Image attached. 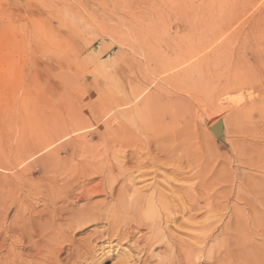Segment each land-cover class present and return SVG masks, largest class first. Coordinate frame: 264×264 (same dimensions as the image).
Instances as JSON below:
<instances>
[{
    "label": "rangeland",
    "instance_id": "obj_1",
    "mask_svg": "<svg viewBox=\"0 0 264 264\" xmlns=\"http://www.w3.org/2000/svg\"><path fill=\"white\" fill-rule=\"evenodd\" d=\"M155 8L157 12L153 10ZM183 24L187 25V30H184ZM262 24L264 0H0V201L6 194V197L14 196L17 192L25 194L26 187L42 177L37 172L38 167L42 166L39 164H43L42 158L54 151L57 156L48 157L49 160H46L51 170L46 176L54 178L56 172L62 177V162L69 159L68 155L78 144L80 139L76 138L87 135L86 141L92 140L91 144H96L95 151L102 155L115 150L109 135L107 137L106 134L100 139L95 134L90 138L89 133L103 130L107 124L114 125L115 119L125 124L120 133L122 136L127 134L128 130L137 132L140 129L139 126L132 127L124 114L125 107L127 108L124 104L128 98V70L130 65H133L136 76L134 87L137 92L142 93L140 97L153 95L155 99L148 98L147 102L150 103V109L152 103L154 110L151 111L155 119L159 118L151 123L150 135H141L144 149L149 148L146 137L153 135L151 138H159L162 135H170L171 131L179 133L180 139L177 143L185 141L187 150L178 153V175L175 178L182 184L193 187L191 194L194 198L204 197L198 202L203 210L194 211L195 224L190 228L195 251L194 264H222L219 261L235 246L233 244L236 240L241 238L246 239V244L259 243L260 238L256 237L255 232L260 229L253 228L247 202L236 198V188H233L227 201L224 200V187L218 176L227 168L230 176L236 180L233 181L234 185L242 183L245 177L264 176V172H257L245 164L238 163L235 153L236 146L243 139L249 147L260 146L264 150V96L261 100L263 110L260 108V111H255L250 107V103L258 98L257 92L243 88L225 93L221 89L233 73H243L250 66L251 57L240 53L244 52L240 48L243 44L250 45L249 41L253 42L254 37L248 33L250 26L256 28L257 32L254 31L253 35L257 39L263 34ZM202 27L206 29L203 30ZM206 30L209 32L205 35ZM186 35L191 37L187 38L190 42L185 43L183 40L187 39H181L185 44L181 46L178 40L187 37ZM154 38L157 40L153 42ZM215 39L216 43H213ZM139 42L148 45L149 50H140ZM167 42L176 48H182H179V52H182V56L184 54V62L180 60H183V57L177 61L176 56L180 53L157 54L155 49L164 48L163 45ZM187 43L189 45H186ZM191 43L197 44L199 52L195 46L188 48ZM222 44L223 47L220 48H227L221 49V52L217 46ZM203 45L207 48H203ZM183 46L188 48L184 49L188 50L190 55H185L188 51L183 50ZM134 48L135 52L132 51ZM201 49L205 50L201 52ZM211 50L212 52H209ZM145 52H150V57ZM206 55L208 58L204 59ZM146 56L153 60H146ZM194 58H200L198 62L204 60V65L197 63V70L201 65V72H197L193 64L188 73L178 76L181 82L184 81L183 84L177 81L175 76L169 77L168 82H163L166 76L195 63ZM175 63H179L178 69ZM163 65L167 68H163ZM150 66L156 69L154 71L159 77L148 73L147 67ZM162 70L163 73L160 72ZM141 72L146 73L141 76ZM225 78L226 80H223ZM176 81V88L181 84L182 87L185 86L182 88L186 89L185 92L189 90L188 94L182 93V89L178 92L179 88L175 91V88H172L174 85L171 87L170 83ZM221 82L222 87L219 85ZM218 86L219 88H216ZM150 91H153V94ZM169 91H172V94ZM172 97L184 99L183 103L186 100L187 105L183 110L167 105V101ZM116 100L120 103L119 107L116 106ZM169 107L175 112H171ZM155 111L157 112L154 113ZM92 117L98 119L94 131L93 128H87L62 138V124L73 123L76 118L83 122L91 120ZM220 119L224 123V137L222 140H216L214 137L212 141L209 137V126ZM151 130L155 133L151 134L154 132ZM51 135L56 137L51 146L26 159L14 169L9 168L16 161L19 152L29 153L30 148L40 138H49ZM123 149L124 146L121 150ZM150 149L153 151L154 146ZM165 162L164 160L162 163ZM167 165L165 163L162 168L160 166V174H169L167 169L170 166ZM27 166H31L32 174L28 175L25 183L24 179L18 177V173ZM159 178L162 179L163 176L159 175ZM98 180L99 178L95 179ZM201 182L207 183L205 196L200 190ZM240 191L246 194L245 191ZM237 211L241 212V216L237 217ZM12 212H6L5 220L0 221V234L12 219ZM182 219L184 218L180 216L175 223L167 224L179 240L185 238L184 230L178 227ZM89 230L90 228L82 229L76 238ZM145 233L142 230V236L145 237ZM122 250L129 248L126 245ZM163 252L164 248L158 247L153 253L156 256L163 255ZM117 256L112 254L106 257L102 264H114ZM155 259L153 260L156 261ZM223 264L236 263L234 258L226 257Z\"/></svg>",
    "mask_w": 264,
    "mask_h": 264
},
{
    "label": "bare ground",
    "instance_id": "obj_2",
    "mask_svg": "<svg viewBox=\"0 0 264 264\" xmlns=\"http://www.w3.org/2000/svg\"><path fill=\"white\" fill-rule=\"evenodd\" d=\"M153 10L157 12L156 8ZM203 25L208 26L204 23ZM263 25L264 24H262V26ZM192 26L190 27L192 28ZM262 26L261 33L263 34L258 36L257 39L253 35L256 28L254 29L250 26L251 28L248 33L254 37H251L253 38V44L249 41L250 45L243 44L240 48V50H244V52L240 51V53H246L252 59L249 64L250 66L247 65L248 69L243 71V73L239 72L240 74L238 73L237 75L233 73L234 75H231V78L229 77L230 79H223L226 80L224 86L222 82L219 84L220 87H224L221 89L225 93L229 90L243 88H249L257 92L258 98L250 103V107L255 111H260L263 105L261 100H263L262 97L264 96V26ZM183 28L187 30V25H184ZM197 28H199V26ZM205 29L203 28V30ZM188 31L190 32V30ZM197 32L199 33L200 31ZM204 32L206 35L209 31L206 30ZM195 35L198 36L197 33ZM222 35L223 34H221V36ZM189 36L179 38L180 40L178 41L181 43V46L182 44L185 46L181 39H187ZM173 37L175 38V36ZM227 37L229 38L230 36ZM155 39L156 38H154L153 42ZM197 39H199V37ZM204 40L205 38L202 41ZM211 40L212 39H210V42ZM218 40H220V38ZM146 41L148 40L146 39ZM183 41L190 42L188 39ZM143 42L140 43L138 47L144 52L149 50V47ZM169 42L163 45L164 48L159 47L155 49L157 54L163 55L170 52L171 54L176 53L175 55H177V53H180L179 51L181 50L179 48L181 47L176 48L175 46L169 45ZM214 42L216 43V39L213 43ZM220 42L222 43V41ZM174 43L176 42L174 41ZM210 44L212 45V42ZM186 45L189 44L187 43ZM196 45L191 43V47L189 46L188 48L190 49L194 46L196 49L199 48ZM184 46L183 50L187 52L188 50L184 49L187 47ZM200 46L202 45L200 44ZM221 46L223 47V44L217 46L220 51L221 49L227 48L226 46L225 48H220ZM203 48L206 49L207 47L203 45ZM205 49H201V52ZM134 50L135 48L132 49V51ZM212 50L209 52H212ZM149 53H146L148 57H150ZM187 54L190 55L189 51L185 53L186 56ZM210 54L213 56L212 53ZM183 56L182 52L180 55L176 56V58L178 57L177 61ZM148 57L146 60L152 59ZM203 58L207 59L208 57L206 55V58ZM180 60L184 62L185 58ZM194 60L196 62L191 63V66H186V68L180 71L177 70L178 72H173L174 74L172 75L169 74L170 76H166L163 82H168L167 79H169V77L174 78V76L177 77V81H180L178 76L188 73V69L194 65L196 67L194 69L197 72L199 68L201 70V65H199L198 70L197 65H204V60H200L201 63L195 58ZM175 65H177V68L179 63H175ZM186 65L188 64L186 63ZM132 66L133 65H130L128 70V98L127 102L124 104L127 106V108L125 107L126 110L124 114L126 115V120L132 127L135 128V126H139L140 129L137 130V132L136 130H128L127 134L122 136L120 133L125 127L124 123L115 119L114 125L102 124L106 125L103 130L88 134L90 138L95 134L100 139H103L106 134L107 137L109 135L110 142L113 143L115 150L111 153L102 155L95 151L96 144H91L92 142L90 141L92 140L86 141L87 135L78 136L79 138H76L80 139L78 140V144L68 155L70 156L68 157L70 161L64 158L65 160L62 162V170L64 171L62 177L57 175L56 172L54 173V178H47L46 176L51 172L49 164H46V160L48 161L49 158L57 156L55 155L57 152L54 151L52 154L42 158L43 164H39L42 166L37 169V172L40 173L42 177L26 187V195L22 193L18 194L17 192L14 196L6 197V194L0 201V208H2L0 209L2 211L0 212V221L5 220L6 212L13 211L12 219L9 220V223L7 222V228L3 229L0 234V264H102L106 261V257L112 254L118 255V259L114 264H194L195 251L193 249V243L191 242L192 235L190 234V228L195 224V222H193L194 211L203 210V208L199 207L198 202L200 199H204V197L194 198L191 194L193 187L182 184L175 178V176L178 175V167L176 166L178 153L181 151L183 153V150H187V143L185 141L177 143L178 139H180L179 133H172L171 131L170 135H162L159 138H151L153 135L151 137H146L149 148L144 149L141 137L149 133L151 123L154 120H159V118L155 119V115L152 113L154 110L152 108V103L150 109V103L147 102L148 98H154L153 95L148 94V92L147 96L144 97L143 95V97H140L142 93L136 91L134 87L136 76ZM147 68L150 75L153 74L158 76V73L155 72L156 69H153V67L151 68V66ZM163 68L167 67L163 65ZM200 70L199 72H201ZM160 72L163 73V70ZM145 73L146 72H141L140 74L144 76ZM185 78L183 79H188L187 74ZM217 79L220 80V78ZM169 81H171V79ZM177 81L170 83L171 87L172 85L175 86V84L178 83ZM183 82L180 81L181 84H183ZM181 84L180 87L177 86L179 91L176 86L172 88L180 92V89L185 87H182ZM215 84L218 85L217 83ZM216 88H219V86ZM182 90L181 92L184 93L186 89ZM150 92L153 94V91ZM187 92H189V90ZM187 92L185 93L188 94ZM163 93H165V91ZM123 99H125V96ZM182 100L184 99L172 97L167 101L168 104H166L172 107L182 108L183 110V107L187 104H185L186 100L184 103ZM116 106H120L118 100H116ZM148 107L150 110H148ZM113 108H115V106ZM170 108L171 107H169V110L171 111L172 109ZM103 110L106 111V109ZM147 110L149 112H147ZM156 112L157 111L154 113ZM171 112L175 111L172 110ZM97 124L98 119L95 117H92L91 120H84L83 122L81 119L76 118L73 123L62 124V138H67L66 136H69L71 133L87 128H93L94 131V127H96ZM179 128L181 129V127ZM187 129L185 128V130ZM209 129L211 132L209 137L212 141L214 137L216 140H222L224 137V123L221 119L220 121L215 120L212 122ZM152 131L154 130H151V132ZM153 133H155V131L151 134ZM148 135H150V133ZM55 139L56 137L53 135L49 136V138L47 136L40 138L37 143L30 148L31 151L29 153L19 152L16 155V161L14 164L12 163L13 165H9V168L14 169L26 159H30L43 149L48 148L53 144ZM107 140H109V138ZM239 143L240 144L236 146L235 150L237 162L245 164L249 168L255 169L257 172L263 173L264 150L262 147H256L255 145L254 147H249L245 139ZM150 145L154 146L153 151L150 149ZM123 146L125 149L121 150ZM186 159L189 161L190 158L187 156ZM164 160L166 161L165 163L168 164L167 166H170L169 169H167L169 172L168 175L159 173L160 166L162 168V166L165 165V163H162ZM226 169L221 176H218L220 183L223 184L224 187H222L224 189V200L229 198L233 188L237 189L236 198L247 202L249 215L252 216L251 221L254 230L260 229L255 232L256 237L260 238V242L246 244V242H244L246 239L241 240V238L236 240L235 244H233L235 246H232V249L226 252L219 263L223 264V260L226 257L228 259L232 257L236 264H264V230H262V227H264V176L261 175L257 178L245 177L242 183L234 185L233 181L236 182V180H233L230 176L231 173L229 174V171ZM31 174V166H27L21 173H18V177L24 179L26 183L28 175ZM159 175H161V177L163 176V178H159ZM50 177H52V175ZM96 178H99V180L95 181ZM206 184L205 182L200 183V190L203 196L207 193ZM22 187L23 186H21V188ZM240 190L245 191L246 194L242 193ZM8 192H10V190ZM233 214L230 216V219L233 217ZM236 214L237 217L241 216V212L239 213V211H237ZM180 216L184 219H182L179 226H177L184 230V240L176 238L167 226L169 223H175ZM86 228H90V230L86 234L76 238L78 232ZM142 230L146 232L145 237L141 234ZM7 240L9 244H7ZM204 241L205 240L202 241L203 244ZM126 245L129 250L123 251L122 248ZM158 247H163L165 253L163 252V255L155 256L153 252L156 248L158 249Z\"/></svg>",
    "mask_w": 264,
    "mask_h": 264
}]
</instances>
